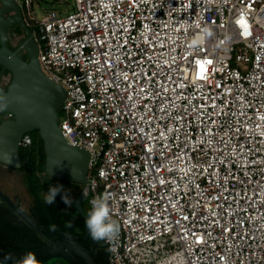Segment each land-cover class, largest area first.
<instances>
[{
    "label": "built area",
    "instance_id": "obj_1",
    "mask_svg": "<svg viewBox=\"0 0 264 264\" xmlns=\"http://www.w3.org/2000/svg\"><path fill=\"white\" fill-rule=\"evenodd\" d=\"M19 1L120 225L109 263L264 264V0Z\"/></svg>",
    "mask_w": 264,
    "mask_h": 264
},
{
    "label": "water",
    "instance_id": "obj_2",
    "mask_svg": "<svg viewBox=\"0 0 264 264\" xmlns=\"http://www.w3.org/2000/svg\"><path fill=\"white\" fill-rule=\"evenodd\" d=\"M0 4V81L5 71L12 74L8 91L0 85V111L12 117L0 123V164L12 169L21 167L20 147L25 134L38 131L45 150V173L48 177L84 186L75 201L76 213L86 218L83 203L89 197L90 153L68 144L60 127V109L67 92L48 78L42 71L38 59V44L26 24L20 7L14 8L13 0H1ZM15 13L5 18V14ZM19 25L26 34L24 43L13 52L8 47L10 28ZM25 52L28 61L20 58ZM0 199L13 213L33 228L46 242L35 250H19L0 245V253L23 257L32 252L36 258H61L70 264H98L95 251L100 240L92 239V249H87L78 238L64 232L58 241H51L42 232L32 214L27 213L20 202H15L0 188ZM104 264H110L106 258Z\"/></svg>",
    "mask_w": 264,
    "mask_h": 264
},
{
    "label": "trees",
    "instance_id": "obj_3",
    "mask_svg": "<svg viewBox=\"0 0 264 264\" xmlns=\"http://www.w3.org/2000/svg\"><path fill=\"white\" fill-rule=\"evenodd\" d=\"M30 30L33 32L32 27H30ZM31 137L33 144L31 147H22L20 149L21 167L14 169V171L23 176L32 201L27 207H24L22 201L16 200L8 193H5L15 202H20L27 213L32 214L41 227L42 232L51 241L60 240L62 234L68 232L76 236L84 247L91 250L93 247L92 238L85 228V217L75 211L76 199L71 207H66L60 198H56L55 204L51 206L46 205L43 200V194L47 192L49 186L56 183L63 185L74 184L79 188H82V185L48 177L45 173L46 156L43 141L38 131L32 134ZM0 166L2 165L0 164ZM50 225H55L56 231H51ZM45 244V240L17 214L13 213L0 199V245L19 250H35ZM3 255L5 253H0V258ZM95 255L98 264H104L108 257V252L102 240L99 242ZM37 260L40 264H70L61 258L45 259L37 257Z\"/></svg>",
    "mask_w": 264,
    "mask_h": 264
},
{
    "label": "clouds",
    "instance_id": "obj_4",
    "mask_svg": "<svg viewBox=\"0 0 264 264\" xmlns=\"http://www.w3.org/2000/svg\"><path fill=\"white\" fill-rule=\"evenodd\" d=\"M57 196L66 207H71L74 200L71 194L61 183L49 186L46 193L43 194V200L46 205H53ZM85 228L89 236L94 240H106L114 242L119 236L120 225L112 216V209L109 201L103 195L94 197L90 201V210L85 218ZM51 231H56L55 225H50ZM0 264H40L32 252H27L23 257H14L10 253L0 258Z\"/></svg>",
    "mask_w": 264,
    "mask_h": 264
},
{
    "label": "rangeland",
    "instance_id": "obj_5",
    "mask_svg": "<svg viewBox=\"0 0 264 264\" xmlns=\"http://www.w3.org/2000/svg\"><path fill=\"white\" fill-rule=\"evenodd\" d=\"M73 6L74 0H34L33 5L34 12L38 17H42L45 10H72ZM35 133L36 131L28 134L32 136ZM72 185L77 187L74 184ZM0 188L16 200L22 201L24 207H27L32 201V197L25 186L23 176L10 168L0 166ZM57 198L60 197L57 196ZM71 198L75 200L76 195H72ZM83 204V211L87 215L90 210L89 197Z\"/></svg>",
    "mask_w": 264,
    "mask_h": 264
},
{
    "label": "flooded vegetation",
    "instance_id": "obj_6",
    "mask_svg": "<svg viewBox=\"0 0 264 264\" xmlns=\"http://www.w3.org/2000/svg\"><path fill=\"white\" fill-rule=\"evenodd\" d=\"M13 1H14V4H12V6L14 8H16L17 6L20 7V9L22 10V15L24 17V20L27 24V20L24 16V11H23V8L21 6L20 1L19 0H13ZM0 2H1V0H0ZM1 7H2V5L0 4V8ZM14 15H15V13L5 14V18L7 19L10 17H14ZM28 27L30 29L29 25H28ZM8 37H9L8 47L13 52L17 51V49H19V47L26 40L25 31L19 25H16V26L9 29ZM0 47H1V43H0ZM20 58L23 59L24 61H28V56L25 52H22L20 54ZM0 72H1V66H0ZM11 81H12V74L8 71H5L2 78H1V81H0V85L4 89V91H8V88L10 86ZM11 117L12 116H10V114H7L3 111H0V123H2L5 120L11 119ZM21 148L22 147H20V149ZM3 167H6V166H3ZM6 168H9V167H6ZM10 169H12V168H10ZM12 170H14V169H12ZM64 187L66 190H68L70 192L71 196L76 195V197L79 194V192L84 188V186H82V188H79V187H75L73 185H68V184L64 185Z\"/></svg>",
    "mask_w": 264,
    "mask_h": 264
}]
</instances>
